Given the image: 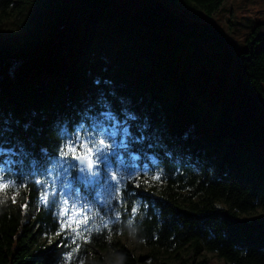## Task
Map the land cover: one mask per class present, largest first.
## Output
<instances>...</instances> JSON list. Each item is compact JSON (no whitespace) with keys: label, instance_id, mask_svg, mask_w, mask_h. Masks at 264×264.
I'll return each mask as SVG.
<instances>
[{"label":"trees","instance_id":"trees-1","mask_svg":"<svg viewBox=\"0 0 264 264\" xmlns=\"http://www.w3.org/2000/svg\"><path fill=\"white\" fill-rule=\"evenodd\" d=\"M227 1L168 0L209 17ZM27 8L23 41L0 34V149L17 153L0 155V167L28 184L17 204L0 202V264H61L69 249H54L55 237L42 243L59 228L56 207L42 205L32 180L48 174L62 137L105 114L128 125V168L163 183L120 188L90 231L99 251L127 236L156 254L187 252L192 264L205 252L264 264V216L255 218L264 205V24L239 51L223 28L158 0L134 12L116 0H0L3 16ZM82 192L93 200L92 187ZM77 242L80 264L88 245ZM117 249L122 264H137Z\"/></svg>","mask_w":264,"mask_h":264},{"label":"rangeland","instance_id":"rangeland-1","mask_svg":"<svg viewBox=\"0 0 264 264\" xmlns=\"http://www.w3.org/2000/svg\"><path fill=\"white\" fill-rule=\"evenodd\" d=\"M158 1L169 8L174 14H180L183 17L192 19V22L195 21L208 25L213 24L223 28L230 42L239 51L244 49V42L246 38L252 33L254 28L257 25L264 24V0H228L222 6L221 10L212 17H209L197 10L187 11L181 4L171 5L168 0ZM143 2L144 0H116V3H118L120 7L124 8L123 10H132L131 12L137 10L139 4ZM10 11L12 10L8 11L9 14L7 16L0 15V34L6 37L17 39L18 41H23L24 34L29 27L27 14L30 12V9L27 8L22 14H20L17 9H14L11 13ZM114 122L118 123L122 127L128 128L126 122H120L116 119ZM88 134L90 133L87 131L85 135ZM124 151L125 150L121 151L118 162L109 169V173H111V171L114 169L119 174V178L121 180L119 188L128 182H134V177L139 175L136 170L128 168V166L125 164V159L123 157ZM262 153L264 155V148H262ZM135 159L137 158L135 157ZM75 174L76 170H73L66 175L64 171H61V168L56 161L48 175L41 180L52 185L51 191L58 190L61 193L67 192L69 193L68 198L70 200H74L77 205L84 204L88 209V215L92 217L90 224V229L92 231V229H94V227L99 222H101L103 218L102 209H106L112 204L117 196V193L111 187H109L108 179H105L103 183L90 185V187L95 190L94 198L92 201H90L89 198L81 191V188L78 185H74V183L70 181V177ZM37 186L42 189V192L44 191L43 185ZM22 191L18 197V200L23 194ZM73 191H75V195L72 194ZM63 198V196L56 197V210L58 218L60 212L59 201ZM8 202H11L10 196L8 199L3 200L2 203ZM91 202H96L98 206H95L96 208L94 209L91 206ZM97 213H99V215H97ZM263 216L264 205H261L255 214V218ZM69 236H71V233H69ZM54 240L55 239H43L42 243L49 245ZM112 241L114 244L109 245V253H103L99 251L92 242L88 243V247L86 249L87 253L85 255L83 264H122L116 255L118 250L117 248H119V246L128 250L137 261V264H192V259L187 256V252H182V254H175L172 256L168 255L165 251H161L156 254L155 252H152L151 249L138 243L134 238L127 236H119ZM54 249H59V247L55 246ZM204 260L207 261L208 264H228L222 259L218 258L216 254L209 252H205L202 256L196 257L194 263L197 264Z\"/></svg>","mask_w":264,"mask_h":264},{"label":"snow or ice","instance_id":"snow-or-ice-1","mask_svg":"<svg viewBox=\"0 0 264 264\" xmlns=\"http://www.w3.org/2000/svg\"><path fill=\"white\" fill-rule=\"evenodd\" d=\"M105 115V119L97 118L93 121L92 126L87 130L90 134L85 135V130L81 126L75 134L62 137V142L58 141L56 144L55 155L58 157L57 164L66 175L76 170V174L70 177V181L74 185H78L82 189L84 185L99 184L108 179L109 187L119 196L121 183L119 174L114 169L109 173V169L118 162L121 151L128 149L130 134L129 129L114 122L110 114ZM6 154L9 157L17 155L14 151L6 152L4 149H0V155ZM5 163L11 165L13 161L9 158ZM6 171V169L0 168V198H3L0 199V202L10 196L12 204H17L21 191H28V184L20 180L19 174L15 179L9 178ZM134 182L136 188H140L143 184L147 190L153 184L163 183V178L159 173L151 178L139 174L134 177ZM34 183L44 187L39 199L45 207H56V197H64L59 201V228L47 238L55 237L57 238V247L69 249L62 254L61 264H74V258L79 259L81 249V244L77 242L78 239L84 244L91 242L90 224L92 217L88 215V209L84 204L77 205L74 200L68 198L69 193H61L58 190L51 191L52 185L40 179L35 180ZM72 194L75 195V191ZM20 208L22 212L27 211V200L20 205ZM131 212L135 215L136 208L133 207ZM119 219L120 216L117 213L116 220ZM69 239H71L70 245L67 243ZM60 240H63L64 243H60ZM80 264L83 262L81 261Z\"/></svg>","mask_w":264,"mask_h":264}]
</instances>
